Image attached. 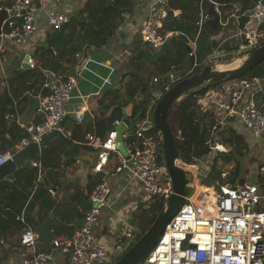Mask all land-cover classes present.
Returning <instances> with one entry per match:
<instances>
[{"label":"built area","instance_id":"obj_1","mask_svg":"<svg viewBox=\"0 0 264 264\" xmlns=\"http://www.w3.org/2000/svg\"><path fill=\"white\" fill-rule=\"evenodd\" d=\"M169 1L151 0L141 26L143 43L156 52L180 35L178 32L164 30L169 19ZM213 4L221 15L219 5ZM2 11H7L8 18L0 29V66L7 61L13 44L26 45L37 36L42 27V17L45 18L46 27L52 32L62 31L71 21L69 15L47 9L46 0H15L10 7L0 8V13ZM178 15V12L174 13V16ZM209 19L211 17L208 11L203 9L198 22L200 29ZM238 29L230 39L214 41H219L220 48L229 43V40H239V45L229 52L214 51L204 60L203 67L220 62H237L264 46V0L257 2L244 26L240 27L239 24ZM197 40L188 45L191 58H196ZM26 63L30 69H36V63L31 57H28ZM74 69L75 73L70 76L46 73L42 85L46 94L40 97V107L36 111L43 116V121L36 125L31 122L22 125L28 136L22 139L20 149L31 143L40 144L53 132H57L58 136L68 137L64 122L70 116L69 107L85 67L78 65ZM172 70H176V67L173 66ZM171 80L175 83L174 75H171ZM261 83L262 79L257 76H245L225 84L219 91H211L213 94L209 92L199 100L204 113L215 115L209 144L217 141L216 131L219 127L224 129L234 121L249 130L255 138H264V103L259 99L263 94ZM161 96L159 91L154 94L147 118L138 123L131 144L126 143L129 159L118 151L116 129L123 120H116L106 136L100 137L92 132L86 135L84 143H76L95 152L97 158L93 167L94 174H125L129 184L135 186L127 188L137 193L146 203L157 197L166 201L174 193L168 170L161 163L163 135L161 131H153L154 121L150 115L152 107ZM75 117L82 123L84 111L76 112ZM127 138L128 133L125 135L126 140ZM213 150L228 153L217 142ZM15 155L13 150L0 153V167L13 161ZM216 165L221 172V181L212 186L198 184L197 168L191 165L196 171L188 170L187 174L194 176L196 192L192 197L186 198L185 204L167 225L142 264H264V158L257 166L256 179L252 181L243 178L232 182L229 178L236 169L221 161ZM31 168L38 173L32 191L33 197L44 183L46 172L41 160H33ZM48 192L55 195L53 188H49ZM112 193L113 189L104 177L89 194V209L84 214L82 227L71 238L54 239L50 250L40 248V235L29 225L26 211H23L17 217V221L25 226L19 239V244L24 249L20 254L21 264H56L57 253L68 256L67 264H115L119 259L117 253L123 252L124 245L117 242L110 248L99 242L95 235L101 211L109 207ZM124 238L133 242L136 238L134 228L129 227Z\"/></svg>","mask_w":264,"mask_h":264},{"label":"crops","instance_id":"obj_2","mask_svg":"<svg viewBox=\"0 0 264 264\" xmlns=\"http://www.w3.org/2000/svg\"><path fill=\"white\" fill-rule=\"evenodd\" d=\"M14 2L15 0H0V8L10 7ZM97 3L98 2H95V0H46V7L49 10H58L63 14L74 17L80 14L90 4L93 10L96 8L98 9L99 5H97ZM146 9L147 5L145 3L142 4L141 2H138L136 16L126 15L125 22L117 32L116 38L112 39L107 46L100 49L95 47L83 48L85 51L79 52V54H77L78 56L72 60L70 65V61H64L62 63L63 69L58 70L57 72L50 70L49 66H45L44 62L38 64L39 59H46V57L42 56V51L40 50L43 47H46L47 38L52 34V31H50L45 25L44 17H42V27L37 36L31 42L29 41L26 45L11 47L7 61L0 66V97L4 94H8L13 101V107H10V113L6 117L8 130L5 135H0V153L13 150L17 154L24 149H20V146L22 139L28 136V133L23 128L21 121L31 107L33 99L40 101V97L45 96L46 91L42 89V85L46 79V73L49 72L56 73L59 76H70L75 73L74 68H76V66L83 65L85 67L79 77V85L74 92V98L69 107V121L65 123L64 127L67 135L70 137L73 134L75 124H80L75 117V113L79 111H84L85 115L88 117L87 120L91 118L93 124H97L95 116L96 112L99 110V100L110 90L111 87L117 88L120 85V74H117L115 66L123 70V66L128 64V57L126 54L128 52L131 53L133 45L141 41L140 29L146 14ZM235 10L239 12L235 15L236 21L231 23L230 19L232 17H230L227 21V25L224 24L222 32L218 36H214L213 39L221 40V42H223L237 33L241 21V17L239 16L241 13L240 5L235 6ZM87 16V13L84 14L83 19L86 20ZM229 41L231 42V40ZM225 45L226 43L224 46ZM22 47H26V51L22 50L25 51V54H22ZM27 57H31L35 61L36 69H30L27 65ZM129 82V79L124 80V90L127 88ZM209 94H213V92H210ZM132 108L133 106L130 105L125 109L126 113L130 116ZM38 117L41 118L42 122L43 116L35 111L30 121L32 125H36L35 121ZM30 122L28 124H30ZM228 128L237 131L239 128L244 127L234 121L230 122L224 130ZM19 130L22 131V138H19V142L13 145L12 137L17 136ZM249 133L253 136L250 131ZM255 139L260 140L257 138ZM5 140L8 141L7 144L4 143ZM56 140H58V137L51 140L46 148L53 145ZM43 152L36 160L41 158ZM96 158L97 156L91 148L77 144L66 147L64 152H59L53 155L50 158V160L53 159L51 164H49L48 167H44L46 172L44 183L40 186L39 190L33 197L31 190L33 191L35 182L33 183L32 179L28 180L27 177L26 179L19 177V180L22 181V185H18L16 182L18 178L15 174L21 168L8 178L1 180L0 232L3 233L9 229L6 224V220L8 223V214L20 210L21 212L19 215H21L23 211H26V220L29 225H31L39 235L40 233L44 235V239L40 238V248L42 250H50L51 242L54 239H67L73 237L81 228L84 214L89 209L88 186L92 180L96 179V174L93 173ZM219 161L236 169L235 162L227 163L224 160ZM215 166L217 167V165ZM257 166L258 164L256 167ZM186 167L190 166L185 165L186 173H188ZM213 167L211 166L210 169L208 167L210 173L212 172ZM28 170L31 173L36 171L35 169L33 171L32 169ZM217 170L220 171L218 167ZM234 174L229 178L231 181ZM255 174H257L256 171L252 174H244L242 169V172L240 173L241 176L234 182L242 180L243 178H246L247 181H252L256 179L257 175L255 176ZM104 177L112 187L113 193L110 197L109 207L105 208L106 210H103L104 212L102 211L101 213L97 236L100 230L101 235L98 238L100 242L113 248L117 242H131V240L124 238V234L129 227L134 228V234L135 236L137 235V227L132 224L131 221L135 218L134 216L137 212L138 205L142 202V199L137 193H134V191L127 188L135 186L129 184L128 177L125 174L107 175ZM2 187H7L10 191L7 190L4 192L1 190ZM49 188L54 189V196L49 194ZM12 190L19 193H24L25 191L28 199H26V203L21 207V200L18 194H16L14 202L8 201V196ZM78 190L81 192L80 197L70 200V197L76 196ZM84 197H87V200H85ZM50 203H55V206L52 208L49 207ZM59 207H62L64 212L60 210ZM15 208L19 210H16ZM12 233H9V243L6 244V249H11V252L8 255V261L5 262V264H21L20 254L24 249H18L16 246L21 235L15 234L11 236ZM3 255L5 256L3 250H0V256ZM67 263L68 256L62 255V257H60L59 253L56 254V264Z\"/></svg>","mask_w":264,"mask_h":264},{"label":"trees","instance_id":"obj_3","mask_svg":"<svg viewBox=\"0 0 264 264\" xmlns=\"http://www.w3.org/2000/svg\"><path fill=\"white\" fill-rule=\"evenodd\" d=\"M143 1V0H142ZM141 3L146 4L147 7L151 0H145ZM260 0H170L168 8L170 10L169 19L164 25V30L178 32L180 35V46L181 49L187 53V59L175 61L176 58L169 55V50L164 53L158 60H154V55L156 51H152L149 46L145 45L141 39L138 43L133 45V49L126 54L128 57L129 67L125 72H122L120 77V85L117 88H110V90L99 100V110L96 112L97 124H93V120L90 118L87 120L85 115L84 121L80 124H75L73 129V134L69 137H64L62 135L58 136V140L54 142L53 145L46 148L43 152L41 160L44 167H48L52 160L50 158L59 153L64 152L66 147L73 146L76 143H84L86 140V135L92 132H96L100 137L106 136L113 128V123L116 120H122L124 115V110L132 105L131 121L132 126L128 131V138L126 143L129 145L133 141V134L138 128V123L145 121L147 118V113L149 111V106L154 100V94L156 92H161L162 96L152 107L150 115L154 117V110L159 103V101L167 94L174 86L177 84L191 79L194 76L202 74L206 69L211 68L215 65H223L228 63H217L214 65H209L203 67L204 60L210 56L214 51L228 50L231 51L232 48H220L219 43L212 40L209 36H205L206 31L209 26L204 24L202 29L198 25L200 14L203 9L207 12L212 3H217L222 16V22L220 27L216 31V35L224 29V24L230 17L236 21L237 10L235 6L240 5L241 7V21L240 27H243L247 18L245 15L251 10L253 3ZM102 3H97L98 9H92L91 4L86 7L77 16L71 17V21L62 29L60 32H52L47 38L46 47H43L42 56L46 59H42V63L45 66H49L50 70L57 72L63 69L62 63L64 61H70L69 65L72 63L79 54V52H84L85 50L81 46L74 45L75 42H80L86 45V47L102 48L107 46L110 41L117 36V32L122 27L125 22L126 15L136 16V11L138 3L136 0H119L117 4L113 7L106 8L107 3L105 0ZM178 12V16H174V13ZM87 13V19L84 20L83 16ZM147 14V9H146ZM145 14V17H146ZM144 17V18H145ZM239 17V18H240ZM141 31V29H140ZM141 34V32H140ZM174 39V38H172ZM171 39V40H172ZM197 40V54L195 58V64L191 63V56L187 51V47L190 42H195ZM39 51V52H40ZM168 56H167V55ZM167 56V57H166ZM128 64L126 65L128 67ZM189 65V66H188ZM175 66L176 70H172ZM262 68V77L256 75V70ZM171 75L176 78L175 83H172ZM247 76H257L264 79V63L258 66ZM129 79L130 86L128 89H123L124 80ZM158 79V82H155ZM232 82V81H231ZM229 82H222L218 85L207 86L199 94L192 97H188L177 103L169 112L168 122L172 128L175 136L176 146L180 153L182 162L190 167H186L188 170L193 168L191 165H200L214 150L213 143L209 144L208 140L211 136V132L215 125V115L213 113H204L199 100L205 97L211 91H219L222 87ZM169 86V87H168ZM166 88H169L166 90ZM264 93L259 96L260 100H263ZM10 107H13V101L8 94H4L0 97V135L6 134L7 132V115L10 113ZM69 121V117L64 122ZM36 124L41 122V118H36ZM134 126V127H133ZM65 129V127H64ZM153 131L157 132V128L153 124ZM22 131L17 132V136L12 137V144L15 145L19 142V138H22ZM219 138L223 137V140L228 144H233L236 148H242V139L237 135L234 129H221L220 127L216 131ZM5 144L8 143L7 140L4 141ZM11 144V145H12ZM232 146V145H231ZM163 155V148L160 150V154ZM230 156L221 158L220 155H216V162L214 164L213 170L209 173L201 182L202 185L212 186L215 185L217 181L221 178V173L216 168L218 160H224L227 163L235 162L236 173L232 178V182L238 179L242 172V162L239 158L230 151ZM244 152H241V156ZM164 157L161 159L163 164ZM33 171V170H32ZM17 179V184L22 185V181L19 177L32 179L35 182L36 171L31 173L26 168H21L15 174ZM100 180H92L88 186L89 194L94 190ZM10 188V187H9ZM12 189V188H10ZM18 191L16 188H14ZM2 191L6 192L7 187H2ZM12 190L8 196L9 202H14L16 194L20 197V207L26 203L27 195L24 193L16 192ZM10 191V190H9ZM17 203V202H16ZM165 199L161 197L154 198L151 202H140L137 208V212L134 217L140 216V221L137 225V235L135 242L137 243L141 237L149 230L152 224L159 217ZM55 203H50L49 207H54ZM16 209V208H15ZM60 210L63 211L62 207ZM19 210V209H16ZM19 212V213H18ZM20 210L11 214H8V223L6 224L9 229L5 232H0V250H3L5 256H0V264H5L8 261V255L11 249H6V244L9 243V233L11 236L15 234L21 235L25 230V226L17 221V217L20 214ZM64 212V211H63ZM135 222V221H134ZM17 248H22L19 242L17 243ZM131 246H126L123 252H121V257L124 253L132 248ZM120 258V257H119Z\"/></svg>","mask_w":264,"mask_h":264},{"label":"water","instance_id":"obj_4","mask_svg":"<svg viewBox=\"0 0 264 264\" xmlns=\"http://www.w3.org/2000/svg\"><path fill=\"white\" fill-rule=\"evenodd\" d=\"M105 1L107 3L106 8H110L115 6L119 0ZM208 15L211 17V19L206 22V25L209 26L212 30H217L221 25L222 17L216 10L214 4L211 5L210 9L208 10ZM247 15H250V12H247ZM7 18V11H2L0 13V29L3 22ZM74 45L81 46L82 48L86 47L85 44L80 42H75ZM168 50L169 45L167 44L161 51L155 53L154 60H158ZM187 51L189 54L191 53V49L189 46L187 47ZM27 60L28 57L26 59V62ZM191 63L195 64L194 57L191 58ZM263 63L264 46L249 53L242 59H239L237 62L215 65L211 68L206 69L202 74L194 76L191 79L177 84L159 101L154 110L153 121L157 130L161 131L163 135L164 160L166 163L168 174L170 175L172 180L174 193L165 201L159 217L152 224L149 230L132 248L127 250L115 264H142L158 243L167 225L183 207L186 202V198L188 197L189 183L185 165L182 162L180 153L176 146L174 133L168 122V115L170 110L183 99L199 94L207 86L218 85L222 82H231L245 77ZM261 87L262 89H264V79H262ZM39 107L40 101L33 99L31 107L25 114L23 120L21 121V124H28L32 119L33 113L37 111ZM122 120L123 123L116 129L118 151L122 154V156L129 159L130 156L126 149L125 135L131 128L132 121L131 116L126 113V110H124ZM57 137L58 133L53 132L50 135L46 136L40 144L31 143L26 148L17 153L13 161L8 162L4 166L0 167V181L8 178L10 175L15 173L22 167L30 169L31 162L40 157L41 153L45 150L50 141ZM103 179L104 175L96 174V180L101 181ZM80 195L81 192L78 190L76 196L70 197V200L79 198ZM84 198L85 200H87V197ZM40 238H45L42 233H40Z\"/></svg>","mask_w":264,"mask_h":264},{"label":"rangeland","instance_id":"obj_5","mask_svg":"<svg viewBox=\"0 0 264 264\" xmlns=\"http://www.w3.org/2000/svg\"><path fill=\"white\" fill-rule=\"evenodd\" d=\"M102 0H95V2H98V3H102L101 2ZM136 2H141V0H136ZM257 2L253 3L252 7H251V10L255 8ZM231 20V23H234L235 20L233 19H230ZM237 23V22H236ZM237 29V28H236ZM216 31L217 30H212L210 27L209 29L206 31L205 33V36H209L211 39L214 38V36H218L220 33H218L216 35ZM140 38H141V34H140ZM214 40V39H213ZM219 42V41H218ZM180 38L178 37H175L174 39L170 40L168 42V45L170 47V52H169V55H172V57L176 58L175 61H178V60H185L187 59V53L184 52L183 49H181V46H180ZM239 40H232L231 42L227 43L225 46H222V48H234L236 45H239ZM17 45L13 44L12 47H15ZM23 49L22 50H25L26 47H22ZM151 48V47H149ZM152 51H154L152 48H151ZM26 51V50H25ZM25 51H22L23 53L22 54H25ZM228 50H223L221 52H227ZM167 55V54H166ZM168 56V55H167ZM166 56V57H167ZM42 61V59H39L38 60V64ZM221 63V62H220ZM189 66V65H188ZM261 66V65H260ZM116 69H117V74H120L122 75L124 71H126L128 68L130 67H127V66H123V70L122 69H119L117 66H115ZM126 68V69H125ZM131 69V68H130ZM262 68H258L256 70V75L259 76V77H262ZM128 86H130V84L128 83L127 84V88L128 89ZM112 88V87H111ZM125 89V90H126ZM264 103V98H263V101ZM134 127V126H133ZM237 135L240 136V138L242 139L243 143H242V147H244V150H242V148H236L234 147L233 144L231 145H228L224 140V136L219 138L218 135H216L217 137V143H221L225 149L227 150L228 153H219L218 151H213L205 160H203V162H200V165H197L196 168H197V179H198V184L202 185L201 182L202 180L210 173L209 172V169L210 167L214 166L215 162H216V158L215 156L216 155H220L221 158L223 157H228L230 156V151L233 152V154L236 156V158H239L242 162V169H243V172L244 174L247 173V174H252L254 173L255 171L257 172V167L256 165L259 164V162L261 161V159L263 158V154H264V138L263 139H260V140H256L254 138V136H252L250 133H249V130H246L244 128H239L237 131H236ZM216 142L213 143V147L216 145ZM241 152H244V155L241 156ZM163 157H164V154H163ZM219 161V160H218ZM163 165L166 167V163H165V160H163ZM209 167V169H208ZM256 167V168H255ZM26 168V167H25ZM28 169V168H26ZM32 169V168H30ZM167 169V167H166ZM34 170V169H32ZM191 171H196L195 168H190ZM257 174H255L256 176ZM250 177V176H249ZM248 177V178H249ZM37 178H38V174L36 172V180H35V184H36V181H37ZM187 179H188V183H189V186H188V196L192 197L195 192H196V185H195V178L193 175L191 174H187ZM35 186V185H34ZM201 188H199L200 190ZM32 192V190H31ZM138 199V198H137ZM139 200V199H138ZM103 210H106L105 208L102 209ZM101 211V213H102ZM104 212V211H103ZM101 217V215H100ZM99 217V220H101V218ZM99 220H98V223L95 227V235L97 236V231H98V224H99ZM135 221V222H134ZM140 221V216H137L135 217L131 223L134 224L136 227L138 225V222ZM101 235L100 233V230H99V233H98V236L96 237L97 240L100 242V240L98 239L99 236ZM125 247L126 246H131V244L134 243V245L136 244L135 240H133V242H124L122 241L121 242ZM60 257H62V255L60 254ZM121 257V253H119L117 255V258Z\"/></svg>","mask_w":264,"mask_h":264},{"label":"clouds","instance_id":"obj_6","mask_svg":"<svg viewBox=\"0 0 264 264\" xmlns=\"http://www.w3.org/2000/svg\"><path fill=\"white\" fill-rule=\"evenodd\" d=\"M251 11V10H250ZM250 11H248V12H250ZM237 13H239V12H237ZM240 16V15H239ZM246 17H248L249 15H247V13H246V15H245ZM222 22V21H221ZM263 93H264V89H263ZM121 258V257H120ZM119 260V259H118Z\"/></svg>","mask_w":264,"mask_h":264}]
</instances>
